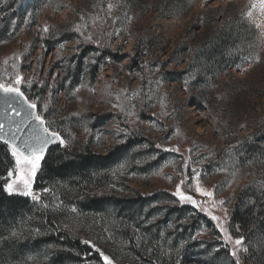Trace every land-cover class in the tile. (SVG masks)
<instances>
[{
	"label": "rangeland",
	"instance_id": "1",
	"mask_svg": "<svg viewBox=\"0 0 264 264\" xmlns=\"http://www.w3.org/2000/svg\"><path fill=\"white\" fill-rule=\"evenodd\" d=\"M108 3L114 5L110 16ZM249 9L250 0H43L35 19L29 16L0 45V81L23 76L21 90L29 92L38 111L53 122L63 145L75 151L108 156L135 140L105 171L103 181L87 188L90 194L99 191L145 203L117 213L108 209L103 215L81 210L84 197H75L67 187L59 193L38 191V171L32 191L39 199L24 196L33 214L46 211L62 220L68 239L100 238L108 248L113 246V258L115 250L132 245L133 238L143 259L120 251L116 264H236L230 252L245 246L242 234L231 228V217L250 181L237 166L233 149L264 117V36L252 22L264 25V14L257 7L248 18ZM233 15L254 30L247 58L207 84L206 93L190 92L193 78L187 72L194 50L206 41L210 24L220 27ZM141 37L151 44L144 58L151 79L132 65ZM84 39L97 51L85 55L82 77L74 84ZM100 48L110 54L103 55ZM164 65L167 72L182 74L184 81L164 79ZM177 147L179 152L165 151ZM177 186L199 206L180 202ZM197 186L213 196L201 195ZM220 200L225 203L214 204ZM33 214L19 220L7 238L29 243L26 264H52L57 247L40 242L49 235L33 224ZM219 226L233 240L242 237L243 245L226 243ZM62 241L58 248L67 250L60 247ZM237 255L240 264H255L250 250Z\"/></svg>",
	"mask_w": 264,
	"mask_h": 264
},
{
	"label": "trees",
	"instance_id": "2",
	"mask_svg": "<svg viewBox=\"0 0 264 264\" xmlns=\"http://www.w3.org/2000/svg\"><path fill=\"white\" fill-rule=\"evenodd\" d=\"M42 2L43 0H2L0 3V45L11 39L15 32L28 22L29 16H31L30 21L35 19ZM235 16H231L232 18L220 27H216L213 23L207 27L209 32L205 37L206 41L201 48L194 50V61L190 66V71L187 72L193 78L190 92L197 91L200 95L206 93L211 81L218 79L223 72L237 66L247 58L249 52L247 44L251 42L254 30L239 18L241 16ZM103 20L105 24L108 21L105 18ZM150 45L148 38L141 37L137 40L136 55L132 65L134 69L145 75V78L151 79L150 74L146 73L147 66L144 62ZM81 46L84 52L80 55V65L73 76L74 84L79 83L82 77L81 63L85 55L90 53L89 51H97L94 50L97 49L94 44L90 45L87 40ZM100 49L104 50L103 55L110 54L108 50ZM165 68L164 65L162 67L164 79L179 83L184 81L182 74L167 72ZM23 91L30 100L33 99L29 92ZM201 98L202 96L199 99ZM201 101L198 102L199 107L202 105ZM134 141L131 139L127 145L114 148L108 156H96L88 149L78 152L71 146L58 144L47 152L42 162L36 179V189L40 192L51 189L59 193V190L64 191L63 187H67L75 197H84L85 200L80 203L81 210L101 215L112 208L117 213L121 210L128 211L140 207L145 203L143 199L138 198L132 202L133 200H123L105 192L99 194V191H96L90 194L87 188L88 184L103 181L107 176L105 171L112 167L116 162V157L122 155ZM134 145L137 146V143ZM233 150L237 166L247 173L250 182L238 197L231 217V228L242 234L244 246L251 252L250 262L264 264V117L258 129L251 135L247 134ZM14 166V159L3 142H0V264H26V255L30 253L29 243H23L20 240L12 241L7 238L18 226L19 220L33 214V206L27 198L21 195H9L3 190V185L8 181L7 173L13 170ZM33 220L34 225L37 224V227L41 228L47 236L49 235V238L42 239L40 242L57 247V253L50 263L104 264L100 254L90 245L83 243L85 239L80 236L68 239L64 222L59 218L46 211H40L34 212ZM60 239H63L60 247L67 246V250L58 248V244L61 243ZM131 240L132 245L115 250L118 253L115 258L110 254L113 253V246L108 248L100 238L95 239V242L94 240L89 241L100 248L105 255L111 256L116 264L119 261L120 251L121 253H132L138 256V259H143L142 253L137 250V242L133 238Z\"/></svg>",
	"mask_w": 264,
	"mask_h": 264
},
{
	"label": "snow or ice",
	"instance_id": "3",
	"mask_svg": "<svg viewBox=\"0 0 264 264\" xmlns=\"http://www.w3.org/2000/svg\"><path fill=\"white\" fill-rule=\"evenodd\" d=\"M257 7H259L260 13L264 14V0H250V9L245 15L248 18H252V10ZM113 8L114 5L112 3L107 4L109 16ZM252 22L256 28L261 29V35L264 36V25L257 23L255 20ZM43 31L47 33L49 31L48 27L45 26ZM76 31H80L79 26H77ZM115 35L118 36L119 32H116ZM87 39H92V37H88ZM255 60L259 62V57H255ZM23 80V76L17 74L14 81H0V97H2L0 104L3 105L2 110H0V142H3L10 156L15 161V168L7 173L8 181L3 185V190L9 195H23L31 197L33 200H38L39 197L33 193L32 186L34 178L38 171L41 170V162L44 161L50 145L55 143L63 145L65 144V140L60 132L54 129L53 122L47 120L38 111L36 100H30L25 92L21 90ZM47 107V104L43 106L45 111H47ZM157 147L159 148L160 145H157ZM165 151L179 152V148L165 149ZM14 173L15 178H13ZM193 173L195 174V170H193ZM232 174L235 176L236 172ZM183 183L184 181H181V184ZM196 191L206 197L213 196L212 191L205 190L199 186H197ZM175 195L179 198L180 202H190L193 205L199 206V203L192 196L186 195L180 186H177ZM215 203L223 205L225 201H214ZM44 207H47V205H44ZM72 211L75 212L76 209L73 208ZM212 219L219 220V217L212 216ZM219 227L220 231L225 235L226 243L227 241H233L236 246L243 245L242 237L233 240L226 229L222 226ZM83 243L94 248L102 257L104 264H114L113 259L105 255L94 243L89 240H84ZM240 251L247 252L248 249L246 247H236L230 252V255L235 258L236 264H240V258L237 255ZM177 264H179V261Z\"/></svg>",
	"mask_w": 264,
	"mask_h": 264
},
{
	"label": "water",
	"instance_id": "4",
	"mask_svg": "<svg viewBox=\"0 0 264 264\" xmlns=\"http://www.w3.org/2000/svg\"><path fill=\"white\" fill-rule=\"evenodd\" d=\"M0 99H2V97H0ZM2 107H3V105L0 104V110H2ZM56 145H58V143H55V144L50 145L49 148H48V150H47V152H48L52 147H54V146H56ZM46 154H47V153H46Z\"/></svg>",
	"mask_w": 264,
	"mask_h": 264
}]
</instances>
